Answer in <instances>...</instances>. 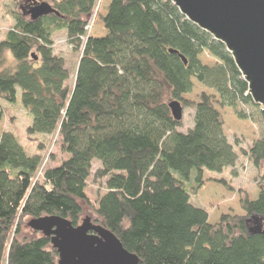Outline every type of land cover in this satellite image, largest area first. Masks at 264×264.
<instances>
[{"label": "trees", "instance_id": "obj_1", "mask_svg": "<svg viewBox=\"0 0 264 264\" xmlns=\"http://www.w3.org/2000/svg\"><path fill=\"white\" fill-rule=\"evenodd\" d=\"M22 1L27 6L0 42V100L15 104L19 89L31 119L27 136L57 133L68 157L37 178L40 156L27 155L11 132L0 135V264H57L50 238L17 239L22 221L56 216L77 227L94 161L95 183L105 191L96 203L99 224L140 264H264V167L256 199L240 192L244 216L210 224L207 211L190 202L205 172L221 174L238 160L215 103L261 124L242 155L255 169L264 165V111L223 44L169 0H108L99 37L88 30L97 0ZM38 2L51 3L57 15L31 21L26 9ZM58 32L80 51L71 87L54 53ZM205 52L216 64L201 63ZM193 80L217 100L205 93L198 102L184 100ZM166 90L193 110L192 129L182 132L174 121ZM208 181L231 190L224 179Z\"/></svg>", "mask_w": 264, "mask_h": 264}, {"label": "rangeland", "instance_id": "obj_2", "mask_svg": "<svg viewBox=\"0 0 264 264\" xmlns=\"http://www.w3.org/2000/svg\"><path fill=\"white\" fill-rule=\"evenodd\" d=\"M42 3L38 2L37 4ZM52 5L49 2H46ZM108 0H97L94 12L89 20V34L93 37H99L104 35V27L101 22L102 16L106 13ZM27 6L22 0H0V42L5 39L6 34L14 26V14L21 12V8ZM27 10V9H26ZM54 53L61 56L65 63V68L69 72V80L67 85L72 86L74 76L76 73V67L78 59L80 57V51H73L72 46L69 44L64 32H58L52 37ZM8 64L12 59L11 55H7ZM202 64L207 66H213L216 64V60L212 58L206 52L199 57ZM205 93L211 96L214 101L217 100V95L193 80V90L190 94L183 96V99L188 102H198L199 96ZM165 103H170L172 100L169 97L168 91H165L164 95ZM214 107L220 112L223 119V129L228 141L235 146V150L238 155L237 170L238 177H230L227 173H211L205 172L206 176H220V179H224L231 187V190H226L223 186L215 187L209 185L204 191L201 189L197 192L195 197H192L190 202L193 206L199 207L207 211L210 214V220L214 219L220 213H229L231 216H244L238 215L241 213L239 205L240 192L245 191L251 195H254L256 189H258L257 179L262 172L264 165L260 169H255L250 161H248L242 152L249 149V147L261 136L263 127L259 123L251 122L250 120H240L236 117L232 109L219 108L215 103ZM182 114V132H186L188 129H192L194 125L193 115L194 112L190 108L183 107ZM0 112L2 117L0 119V135L3 132H11L14 134L25 153L29 156L37 155L41 158V166L37 173V178H40L43 171L48 168L58 166L68 156L60 149V138L57 133L51 136H32L28 137L26 134L27 127L31 124V119L27 111L22 108L21 105V91L17 89L16 102L13 105H8L0 100ZM100 168V164L96 161L92 163V173L87 182L86 197L88 199L87 204L82 205V214L78 225L82 220L88 218L92 224L100 225L99 218L96 214V203L100 195H103L105 191L100 189V186L95 183L94 172ZM207 182H212L208 181ZM214 183V182H213ZM219 185V184H218ZM257 197V196H256ZM256 199V198H253ZM226 214V215H227ZM31 219L24 218L20 228V234L17 236L19 241L31 240L38 238L39 233L33 232L27 225ZM58 261V258H57Z\"/></svg>", "mask_w": 264, "mask_h": 264}, {"label": "water", "instance_id": "obj_3", "mask_svg": "<svg viewBox=\"0 0 264 264\" xmlns=\"http://www.w3.org/2000/svg\"><path fill=\"white\" fill-rule=\"evenodd\" d=\"M190 23L220 42L230 54L248 94L264 111V0H169ZM57 12L46 2L26 11L31 21ZM184 63L185 60H184ZM174 121L182 120L178 101L167 104ZM33 232L50 238L57 264H140L104 226L82 220L77 227L56 216L31 219Z\"/></svg>", "mask_w": 264, "mask_h": 264}, {"label": "crops", "instance_id": "obj_4", "mask_svg": "<svg viewBox=\"0 0 264 264\" xmlns=\"http://www.w3.org/2000/svg\"><path fill=\"white\" fill-rule=\"evenodd\" d=\"M237 162H238V160H237ZM233 172L236 173V176H235V177H238V176H239V173H238V170H237V163H236V165H235V167H234L233 169H225L222 173H223V174H224V173H227L230 177H232V173H233ZM208 179H220V176H206V177H205V183H204V186H203V188L201 189L202 191H204L207 187H209V185H213V186H215V187H221L220 185H218V184H216V183H213V182H207ZM258 193H259V190L256 189L254 195H252L253 197H251V195L249 194V199H250V200H254L253 198H256V196H258ZM229 213H230V212H229ZM229 213H228V214H229ZM226 214H227V213H220L219 215H217V217L214 219V221H211V220H210V214L208 213V222H209L210 224H216V223H218L220 217H221L222 215H226ZM238 215H243V212L241 211V213L238 214Z\"/></svg>", "mask_w": 264, "mask_h": 264}]
</instances>
